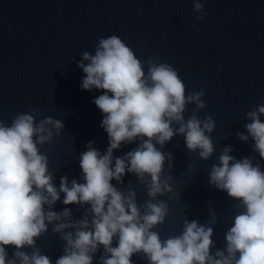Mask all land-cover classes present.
<instances>
[{
  "label": "clouds",
  "instance_id": "clouds-1",
  "mask_svg": "<svg viewBox=\"0 0 264 264\" xmlns=\"http://www.w3.org/2000/svg\"><path fill=\"white\" fill-rule=\"evenodd\" d=\"M193 11L202 13L197 20L208 15L200 0H193ZM80 56L77 66L85 74L81 89L103 92L92 102L103 114L100 126L109 146L101 153L90 140L79 156L84 182L73 179L69 184L65 175L57 188L49 157L41 147L62 134L63 121L47 116L37 122L35 108L16 114L10 124L0 119V264H52L36 243L48 233L49 225L65 242L63 255L55 264H93L101 246L99 264H133L132 257L141 253L148 264H264V170L251 156L237 159L231 155V146L222 148L208 175L210 186L237 202L224 248L212 252L211 225L218 221L211 207L208 223L185 219L179 235L161 239L154 230L170 211L168 202L158 197L175 198L168 195L174 194L173 177L165 175V164L171 169L174 157L162 151L163 147L182 136L189 152L198 153L203 161L215 152L211 134L216 122L210 115L201 119L196 114L206 108L205 91L186 94L176 68L161 62L159 56L148 58L145 71V62L115 34L100 37L94 54L84 51ZM189 104L195 108L185 119ZM261 116L264 104L246 113L250 121L244 125L247 134L236 135L242 142L251 139L253 151L264 160ZM137 141L135 149L114 156V150L123 144ZM126 173L145 185L148 199L143 204H138L131 186L125 193L111 183L115 180L122 185ZM61 193L66 206L90 207L78 220H73L67 207L53 211ZM208 203L211 206L212 201ZM8 247L14 249L11 256ZM26 248L31 252L23 250Z\"/></svg>",
  "mask_w": 264,
  "mask_h": 264
}]
</instances>
